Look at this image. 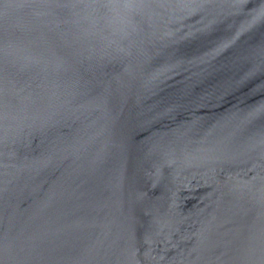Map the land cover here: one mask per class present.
I'll list each match as a JSON object with an SVG mask.
<instances>
[{"label": "water", "instance_id": "water-1", "mask_svg": "<svg viewBox=\"0 0 264 264\" xmlns=\"http://www.w3.org/2000/svg\"><path fill=\"white\" fill-rule=\"evenodd\" d=\"M0 264H264V0H0Z\"/></svg>", "mask_w": 264, "mask_h": 264}]
</instances>
